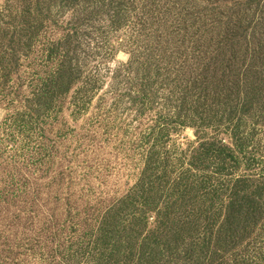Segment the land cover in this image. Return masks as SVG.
I'll return each instance as SVG.
<instances>
[{"label":"trees","instance_id":"obj_1","mask_svg":"<svg viewBox=\"0 0 264 264\" xmlns=\"http://www.w3.org/2000/svg\"><path fill=\"white\" fill-rule=\"evenodd\" d=\"M52 26L64 34L45 39L26 113L73 94L83 113L101 92L155 113L138 179L68 261L264 264V0H5L0 105ZM118 51L128 62L110 70ZM179 128L196 141L174 144Z\"/></svg>","mask_w":264,"mask_h":264},{"label":"rangeland","instance_id":"obj_2","mask_svg":"<svg viewBox=\"0 0 264 264\" xmlns=\"http://www.w3.org/2000/svg\"><path fill=\"white\" fill-rule=\"evenodd\" d=\"M63 34L57 26L45 31L0 105V264H77L67 252L92 234L142 170L137 143L152 126L153 112L115 111L104 92L83 113L69 106L74 94L60 109L25 112L43 69L45 39ZM128 59L118 51L108 68ZM171 139L186 148L196 141L195 131L179 128Z\"/></svg>","mask_w":264,"mask_h":264}]
</instances>
